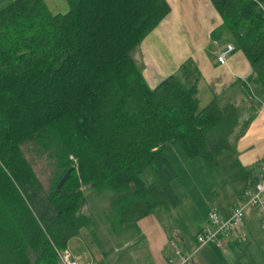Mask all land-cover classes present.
Listing matches in <instances>:
<instances>
[{
	"label": "trees",
	"instance_id": "obj_1",
	"mask_svg": "<svg viewBox=\"0 0 264 264\" xmlns=\"http://www.w3.org/2000/svg\"><path fill=\"white\" fill-rule=\"evenodd\" d=\"M65 1V14L44 0L0 10V264H58L55 249L94 224L81 212L87 191L109 200L102 216L116 236L170 213L181 198L169 146L212 168L244 108L215 99L201 109L190 61L149 88L131 54L169 13L165 0ZM211 2L222 19L212 38L229 35L251 65L240 88L253 105L264 95V0ZM25 146L52 163L49 189Z\"/></svg>",
	"mask_w": 264,
	"mask_h": 264
},
{
	"label": "crops",
	"instance_id": "obj_2",
	"mask_svg": "<svg viewBox=\"0 0 264 264\" xmlns=\"http://www.w3.org/2000/svg\"><path fill=\"white\" fill-rule=\"evenodd\" d=\"M60 1L44 0L51 13L65 14L69 7ZM165 1L169 13L132 52V58L141 67L150 89L177 74L180 67L190 61L199 76L196 95L199 106L201 103L207 106L215 99H219L222 106L228 102L244 104L232 133L235 140L230 158L235 164L238 180L232 182L225 175L217 182V187H211L205 195L209 206L204 203L202 212L197 211L190 227L181 226L182 231L178 228L168 231L166 224L170 215L157 209L141 219L134 230L122 234L121 238L112 237L109 243L103 245L99 237L94 241L95 234L91 232L97 227L94 223L89 230H81L79 237L68 242L66 251L69 243L75 241L72 254L79 264H167L173 258L169 247V242L173 241L184 253L193 251L194 238L208 226V214L214 209L221 218H227L230 210L244 201L245 190L257 180L258 164L264 162V95L253 96L252 105L248 96L242 95L240 88V83L246 82L253 73L248 60L241 51L234 50L225 65L218 64L219 51L227 45L234 46V43L227 34L220 35L218 40L212 38V33L222 25V19L211 0ZM175 194L179 196L176 191ZM182 202L183 199L180 205ZM261 218L260 209L245 210L241 234L249 240L246 245H253L258 239L264 243ZM88 236L91 237L90 242L85 240ZM237 238V234L219 235L217 242L221 247L216 243L202 247L195 252L190 264H207L210 254L218 258L217 254L221 253L223 257L224 251L237 243ZM81 242L84 248H79Z\"/></svg>",
	"mask_w": 264,
	"mask_h": 264
},
{
	"label": "rangeland",
	"instance_id": "obj_3",
	"mask_svg": "<svg viewBox=\"0 0 264 264\" xmlns=\"http://www.w3.org/2000/svg\"><path fill=\"white\" fill-rule=\"evenodd\" d=\"M11 1L12 0H0V10ZM58 1L59 0H54L56 3H58ZM61 2L62 4L64 3L65 6H68L65 0H61L60 3ZM203 105L204 104L201 103L199 107L202 109L205 107ZM223 136V128L214 130L208 135V142L216 143L219 141V138L221 139ZM234 140V134L227 137L228 150L216 156V165L212 168L207 167L200 158L193 160L187 159L180 144L175 143L169 146L166 155L176 173V178L172 183V187L179 194L181 199H183V202L180 207L173 209L169 213V221L166 224L168 231H172L174 228H178L179 231H182V228L190 227L193 217L197 215V211L202 212L203 204L207 203L209 206L207 202L209 200H206L207 198L205 195L210 191L211 187H217V182L225 175L229 176V178L233 180H231L232 182L238 180L235 164L230 161L233 153L232 146ZM24 151L44 189H49L54 180V167L52 163L49 162L45 155L35 154L29 147L27 149V146L24 147ZM229 168H233L234 170H230ZM85 196L86 199L82 205L81 212L94 220L97 226L91 231L95 234L94 241L96 242V239L99 237V240H101L104 245L106 242L109 243L112 237L121 238L122 235L116 236L110 232V229L103 219V212L107 208L109 202L107 197L102 196V194L97 195L90 191L85 192ZM212 211L215 210L213 209ZM182 217L185 219L186 223L183 221ZM227 234L231 233H224V235ZM85 236H87V234ZM90 238L91 237L88 236L85 240H89L90 242ZM119 240L118 242H120ZM236 240L237 243L233 244L227 251H224L223 257L221 253L217 254L218 258H213L212 254L208 255L207 264H264V243L261 240H256L255 243L253 242V245H246L249 240L247 241L244 235ZM69 244L67 251L72 259H74L75 256L72 254V251H74L75 247L72 244H75V241ZM172 244L176 243L174 241L169 242V247L173 252ZM176 246L180 248L178 244H176ZM82 247L81 242L79 248ZM94 249H97L96 245H94ZM58 264H60V262Z\"/></svg>",
	"mask_w": 264,
	"mask_h": 264
},
{
	"label": "built area",
	"instance_id": "obj_4",
	"mask_svg": "<svg viewBox=\"0 0 264 264\" xmlns=\"http://www.w3.org/2000/svg\"><path fill=\"white\" fill-rule=\"evenodd\" d=\"M234 52L232 45H227L223 50L219 51L217 62L219 65H225L228 57ZM258 175L256 182L245 190L244 201L233 207L227 218H221L216 211L208 214V226L205 227L194 238L195 248L193 251L184 253L176 244H172L173 258L167 261V264H190L193 255L202 247L216 243L218 247L221 245L217 242V237L224 233H231L242 236L241 229L244 223L245 210L247 208H256L262 211L260 227L264 233V162L258 164ZM60 264H79L71 255L65 251L55 249Z\"/></svg>",
	"mask_w": 264,
	"mask_h": 264
},
{
	"label": "water",
	"instance_id": "obj_5",
	"mask_svg": "<svg viewBox=\"0 0 264 264\" xmlns=\"http://www.w3.org/2000/svg\"><path fill=\"white\" fill-rule=\"evenodd\" d=\"M71 173V170H68L65 175L63 176V178L59 181L58 185H57V190L60 191L63 184L68 180L69 175Z\"/></svg>",
	"mask_w": 264,
	"mask_h": 264
}]
</instances>
